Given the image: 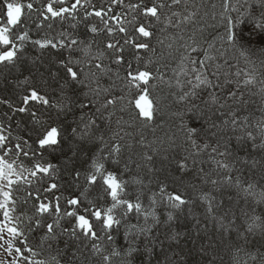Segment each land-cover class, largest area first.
I'll return each mask as SVG.
<instances>
[{"label": "snow or ice", "instance_id": "1", "mask_svg": "<svg viewBox=\"0 0 264 264\" xmlns=\"http://www.w3.org/2000/svg\"><path fill=\"white\" fill-rule=\"evenodd\" d=\"M0 90V264H264V0H0Z\"/></svg>", "mask_w": 264, "mask_h": 264}, {"label": "trees", "instance_id": "2", "mask_svg": "<svg viewBox=\"0 0 264 264\" xmlns=\"http://www.w3.org/2000/svg\"><path fill=\"white\" fill-rule=\"evenodd\" d=\"M59 27V26H57ZM83 31V29H81V32ZM153 43H155V41H153ZM39 54V50L38 49H31L29 48L28 51V55L29 56H34V55H38ZM141 55L145 56L146 58L151 56L150 53H144L141 52ZM152 59H155L154 56H151ZM23 73V74H21ZM21 73H17L15 70L12 71V73L9 75V79H14L17 76H19V78L22 80L23 79V75H26L27 73L24 71V66L21 67ZM121 76L124 75L123 72L120 73ZM110 83V81L107 80V78H105V85L107 86V84ZM168 91L169 89L164 85L161 84L160 86V90L157 91L155 93V95L160 99L161 104L160 107L163 110L162 112V119L164 121V126L162 129L157 128L156 131L153 133L152 129H142L140 126L139 122H133L132 117L135 115L134 112H129V113H117V117L118 118L120 115L124 116V119L127 120L129 123L133 124L132 128H127L126 127V131L132 132L133 135L139 139L140 134H142L145 137V142H151L156 138H161L163 139L165 137V133H169L171 134V132L175 131V128L173 127V120L171 118V111H175L176 108L178 106L173 105L172 101L170 99H168ZM114 94H120V86L119 84H117L116 88L113 89ZM0 93H3V90H0ZM169 108H171V111H169ZM160 123V118L157 119V124ZM165 147H167V145H164ZM136 152H140L142 151V149L137 146L135 149ZM137 160L139 159V157H135ZM179 158V157H177ZM156 167L160 166V162L159 160L155 161ZM169 171H172L173 173L175 172V166L171 165L169 168ZM133 172H139L140 177L144 179L145 183H148V179L149 177H151V173H149L147 171V168H141V169H135L133 168ZM160 178L163 179L165 176V173H160ZM152 187H155V185L153 184ZM191 195V193H190ZM194 211L197 213L198 216H201L202 219V213H203V208L202 207H195ZM202 223H203V219H202ZM195 224V219L191 216H189L187 214V211H185V213L181 216H179V218L177 219V221L173 224V227L177 230V231H181V232H186L188 233V235L190 236H194V230H193V225ZM161 231L163 232L164 229H161ZM161 239H163V236H161ZM169 243L173 244V247L175 248V250L177 252L180 251L181 248L185 249V250H190L191 251V255L188 256V261L189 264H198V262L200 261V256L199 254L196 252L195 250V246H193V244L191 243L190 240H186V239H182L180 246L176 247L175 242L172 241H165V246H167ZM238 259L241 260V264H243L244 260H247V257L244 256L243 253L238 254ZM225 260H228V256L227 254H225Z\"/></svg>", "mask_w": 264, "mask_h": 264}]
</instances>
